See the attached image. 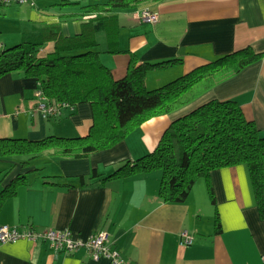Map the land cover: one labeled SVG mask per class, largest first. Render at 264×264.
<instances>
[{
	"label": "crops",
	"instance_id": "obj_1",
	"mask_svg": "<svg viewBox=\"0 0 264 264\" xmlns=\"http://www.w3.org/2000/svg\"><path fill=\"white\" fill-rule=\"evenodd\" d=\"M64 1L75 5L60 6ZM93 3L33 0V6L27 4L23 11L26 19L21 20L20 42L43 41L40 54L51 53L54 42L49 29L62 37L80 34L81 26L93 16L86 6ZM143 9L153 12L157 22L139 23L136 16ZM113 13L118 52L106 53L102 31L96 34V50L114 80L124 77L131 57L150 64L181 60V65L149 72L144 81L148 90L246 47L262 58L231 77H213L217 81L189 105L144 122L122 142L87 158H62L46 152L32 160L26 156L0 158V190L17 176H25L26 181L0 202V226L69 229L80 239L104 231L129 264H264V220L258 216L245 165L210 173L215 207L204 179L195 182L182 204L159 200V171L102 181L124 161L151 153L173 120L210 100L236 101L245 119L253 121L264 136V0H164ZM34 89L33 80L20 72L0 77V139L87 134L92 123L88 104L64 109L58 118L43 119L34 111ZM92 172L98 176L90 180ZM215 209L219 233L214 231ZM183 231L193 237L190 246L179 245ZM0 264L108 263L92 261L83 250L54 253L45 242L18 240L0 243Z\"/></svg>",
	"mask_w": 264,
	"mask_h": 264
},
{
	"label": "trees",
	"instance_id": "obj_2",
	"mask_svg": "<svg viewBox=\"0 0 264 264\" xmlns=\"http://www.w3.org/2000/svg\"><path fill=\"white\" fill-rule=\"evenodd\" d=\"M162 1L95 0L86 6L93 16L81 26L80 34L62 37L59 31L49 29L54 47L44 55L40 54L43 41L23 39L12 47L0 45V77L20 72L24 78L33 80L34 87L41 90L49 103H66L71 109L88 104L92 119L83 137L0 139V158L26 156L32 160L48 151L56 157L87 158L122 142L144 122L189 105L217 80L238 74L262 58V54L246 47L148 90L144 81L149 72L181 65V60L150 64L139 63L131 57L124 77L114 80L99 60L96 34L104 32L106 53H117L118 25L113 12L135 10ZM68 5L75 3L64 1L60 6ZM199 83L203 87L194 91ZM237 165L247 168L257 213L264 220V136L253 121L245 119L236 101L210 100L173 120L151 153L133 162L124 161L102 181L159 171V200L165 204H182L195 182L204 179L210 203L215 207L210 173ZM97 176L92 172L90 180ZM79 180L83 183L84 178ZM25 184V176L15 177L0 190V202ZM214 231L220 232L216 209Z\"/></svg>",
	"mask_w": 264,
	"mask_h": 264
},
{
	"label": "built area",
	"instance_id": "obj_3",
	"mask_svg": "<svg viewBox=\"0 0 264 264\" xmlns=\"http://www.w3.org/2000/svg\"><path fill=\"white\" fill-rule=\"evenodd\" d=\"M26 4L33 6V0H0L2 6ZM136 20L139 23L154 24L157 22V16L150 10L143 9L137 14ZM33 96L35 99L34 111L43 119L58 118L64 109L73 110L66 103H49L38 88L34 89ZM18 240L32 243L45 242L54 253L70 254L83 250L89 254L92 261L103 260L108 264H129L111 245L109 235L104 231H98L85 239H80L75 237L69 229L36 231L30 228L19 230L7 225L0 226L1 244L13 243ZM192 240L193 237L185 231L179 235V245L182 247L190 246Z\"/></svg>",
	"mask_w": 264,
	"mask_h": 264
},
{
	"label": "rangeland",
	"instance_id": "obj_4",
	"mask_svg": "<svg viewBox=\"0 0 264 264\" xmlns=\"http://www.w3.org/2000/svg\"><path fill=\"white\" fill-rule=\"evenodd\" d=\"M26 5L0 6V45H3V48L12 47L20 42L18 35L21 36L19 32L22 26L21 20L26 19L23 14L24 8L28 7ZM202 87L203 83H199L194 91H199ZM46 153H51V151Z\"/></svg>",
	"mask_w": 264,
	"mask_h": 264
}]
</instances>
